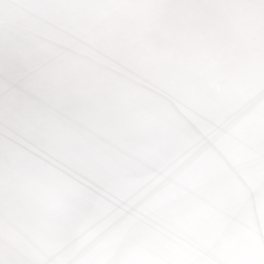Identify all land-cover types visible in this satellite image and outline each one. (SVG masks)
Wrapping results in <instances>:
<instances>
[{"label":"bare ground","instance_id":"obj_1","mask_svg":"<svg viewBox=\"0 0 264 264\" xmlns=\"http://www.w3.org/2000/svg\"><path fill=\"white\" fill-rule=\"evenodd\" d=\"M34 176L64 211L20 229ZM110 249L264 264V0H0V264Z\"/></svg>","mask_w":264,"mask_h":264},{"label":"clouds","instance_id":"obj_2","mask_svg":"<svg viewBox=\"0 0 264 264\" xmlns=\"http://www.w3.org/2000/svg\"><path fill=\"white\" fill-rule=\"evenodd\" d=\"M7 191L4 210L18 218L20 229L35 220L47 222L64 211L63 201L59 197L50 195V187L38 176L26 178L22 182L12 185ZM4 234L7 239V226H5ZM19 247L23 254L26 246ZM107 259L109 264H122L123 257L119 251L110 249ZM19 264H39V261L34 257L31 259L22 258Z\"/></svg>","mask_w":264,"mask_h":264}]
</instances>
